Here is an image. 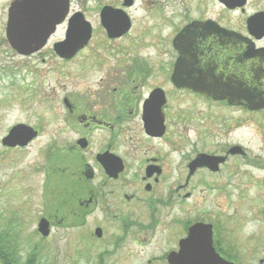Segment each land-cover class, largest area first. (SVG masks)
<instances>
[{
    "label": "flooded vegetation",
    "instance_id": "flooded-vegetation-1",
    "mask_svg": "<svg viewBox=\"0 0 264 264\" xmlns=\"http://www.w3.org/2000/svg\"><path fill=\"white\" fill-rule=\"evenodd\" d=\"M178 1L153 15L152 28H144L145 35H152L149 41L140 37L142 26L128 39L136 24L129 9L136 0L104 5L121 9L129 19L128 29L115 36L101 21L104 6L98 26L85 5L71 6L56 31L62 37L53 42L57 63L100 72L101 64L114 60L106 49H119L114 42L125 37L129 43L125 58L118 55L90 98L82 93L61 98L63 132L79 135L67 137L65 147H47L45 156L54 152L57 160L71 158L61 165L83 184L74 190L79 210L85 208L82 216L92 212L87 208L100 206L114 217L120 229L114 243L136 236L145 242L160 222L171 231L166 256L148 263L171 264L168 255L179 253L194 229L198 235L185 243L188 250L210 247L229 264H264V103L205 93L223 90V77L229 75L255 85V52L264 50V36L256 35L264 31L249 26L250 16L227 24L221 0H215L218 12L201 0ZM79 13L88 22L83 31H75L73 42L80 47L69 55L57 53L55 44L67 39L69 19ZM87 28L90 38L85 42L80 34L88 33ZM260 87L264 90V78ZM242 130L248 140L235 135ZM191 135L196 140L190 141ZM196 193L202 201L193 207ZM97 228L92 235L100 240L103 228L101 237Z\"/></svg>",
    "mask_w": 264,
    "mask_h": 264
},
{
    "label": "rangeland",
    "instance_id": "rangeland-1",
    "mask_svg": "<svg viewBox=\"0 0 264 264\" xmlns=\"http://www.w3.org/2000/svg\"><path fill=\"white\" fill-rule=\"evenodd\" d=\"M123 1L71 0V6L85 5L89 18L98 26L102 6H121ZM173 1L136 0L129 9L136 24L128 39L136 35L139 26H142L140 37L144 41L152 39V35H145L144 28H152L153 15ZM201 1L208 10L219 11L217 1ZM11 2L0 0V252L8 259L11 255L12 264H162L148 263V260L166 256L171 243V231L167 227L160 222L145 242L136 236L114 243L120 233L114 217L100 211V206L87 208L92 212L82 216L85 208L79 210L74 190L83 184L76 174L65 173L61 165L70 162L64 159L71 158L61 156L57 160L54 152L48 158L45 156L47 147L56 143L65 147L69 144L67 137L72 139L79 135L69 129L63 132L61 98L81 96L80 93L90 98L99 80L108 76L116 64L118 55L125 58L124 46L129 41L125 37L114 42L121 45L119 49H106L105 53L111 54L114 60L101 64L100 72L94 68L78 69V65L72 67V63L63 66L55 61L53 42L62 37V31L39 53L22 56L10 46L5 35ZM244 9V12L241 9L229 11L224 7L225 22L233 26L257 11H264V0H249ZM18 123L39 130V137L27 148L4 147L2 138ZM80 129L84 130L82 126ZM235 135L240 140H248L245 130ZM188 139L196 140L195 135ZM96 181L101 186L100 177ZM226 200V197L221 199L223 204ZM201 201V193H196L193 207ZM75 212H80V216L76 217ZM43 217L53 220L51 234L47 237L38 232V223ZM97 226L103 228L100 240L92 235ZM0 264L4 263L0 260Z\"/></svg>",
    "mask_w": 264,
    "mask_h": 264
},
{
    "label": "water",
    "instance_id": "water-1",
    "mask_svg": "<svg viewBox=\"0 0 264 264\" xmlns=\"http://www.w3.org/2000/svg\"><path fill=\"white\" fill-rule=\"evenodd\" d=\"M133 0H125V5L132 4ZM224 5L230 9L244 7L248 0H221ZM70 9V0H12L8 7L7 23L5 35L10 46L20 55L29 56L41 51L47 44L49 38L55 33L59 24L65 21ZM101 21L111 36L119 35L129 27V19L121 9H115L111 6H104L101 12ZM249 26L256 30L264 31V11H259L248 18ZM69 32L67 39L55 44V51L59 54L69 55L75 53L80 46H75L73 42L77 36L76 30L83 31L88 27L81 13L69 19ZM88 33H81V38L86 42L90 38V29ZM264 32L256 35L262 38ZM256 65L253 71L252 79L255 80L252 85H246L244 81L235 76L229 75L226 80L223 77V90L219 92H205L216 98L222 99H244L254 104L264 103V90L262 81L264 78V50L257 49L255 52ZM38 135V132L31 126L24 123L14 125L6 136L1 140L2 145L8 148L26 147ZM201 224L195 225L199 229ZM38 232L47 237L51 233L50 221L43 217L38 223ZM196 231L192 229L191 238H195ZM95 234L102 236V229L97 228ZM200 235H203L200 232ZM190 239L183 241L181 250L175 255H168V261L177 264H229L218 257H215L213 249L197 250L196 246L188 250L185 243Z\"/></svg>",
    "mask_w": 264,
    "mask_h": 264
},
{
    "label": "trees",
    "instance_id": "trees-1",
    "mask_svg": "<svg viewBox=\"0 0 264 264\" xmlns=\"http://www.w3.org/2000/svg\"><path fill=\"white\" fill-rule=\"evenodd\" d=\"M11 254V253H9ZM8 255V254H7ZM0 260L4 263V264H12L11 262V255L10 258L8 259V257L5 255V253L0 252Z\"/></svg>",
    "mask_w": 264,
    "mask_h": 264
}]
</instances>
